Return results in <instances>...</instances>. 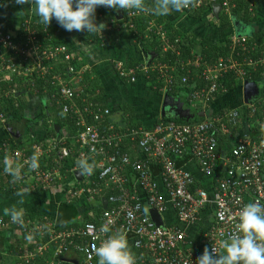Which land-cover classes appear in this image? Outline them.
<instances>
[{"label":"built area","instance_id":"obj_1","mask_svg":"<svg viewBox=\"0 0 264 264\" xmlns=\"http://www.w3.org/2000/svg\"><path fill=\"white\" fill-rule=\"evenodd\" d=\"M202 1L192 0L186 9H197ZM208 1L211 4L216 3V0ZM220 5L222 12L229 16L234 5L228 0L221 1ZM135 13L130 11L128 16L135 17L138 15ZM24 23L26 37L22 43H15L10 34L0 32V84L3 80L9 86L8 89H0V124L3 125L7 119L5 103L13 99L14 106L19 104L16 97L19 94L20 81L34 75L43 78L45 74H49L50 83L58 86V93L51 94L52 99L61 106L63 114H70L75 118L78 129L71 141L77 145L75 153L68 147L65 134L61 138L48 137L44 141L34 143L31 145L30 154L18 148L9 150L7 143H0L2 152L18 163H23L34 153L39 156L40 167L36 171L29 172L25 166L23 179L18 183L19 189L32 192L41 188L65 195H83L88 201L92 200L91 194L97 193L94 186L109 187L115 193L106 199L107 204L99 216V225L85 223L83 226L56 230L46 217H43V221L24 217L22 226L11 223L9 216L0 217V231L13 227L11 233L23 242V246H20L16 253L15 264H35V261L43 259L47 252L52 256L48 264H54L68 252L81 256L78 264H97L98 258L92 249L106 238V234L101 233L99 229L108 220L112 221L110 227L113 231L122 230L126 233L130 247L139 249L138 255L143 264H196V258L200 254L187 247L185 230L174 225H156L148 210L153 209L162 216L170 207L178 222L192 224L209 203L213 205V217L205 238L209 249L215 247L217 252L221 253L223 250L219 247L220 241L235 230L240 208L251 202L264 206L263 139L248 134L238 136L223 159L222 167L219 168L221 177L216 179V184H212L210 191L195 187L190 171L175 165L174 161L182 153L190 154L192 159L195 157L196 160L193 161H196L202 175L213 176L218 158L215 129L220 126L216 121L223 123L227 120L235 123L238 109H224L215 118H211L209 114L205 115V119L197 123H177L171 119H161L152 128H131L121 133V129L109 124L107 131H100L97 122L88 123L84 115L89 114L93 106L97 109L94 119L100 120L109 115V110L90 102L78 105L76 98L81 96L82 91L80 88L71 87L81 77L85 66L77 69L75 63L69 64L67 72L71 75L70 79H61L57 72L50 74L54 68L45 62L71 61L74 58L73 49L69 51L64 45L43 44L35 36V31L29 28L28 20ZM152 28L153 21L148 23L147 29L151 31ZM156 33L159 34L163 44L162 50L165 51L170 47L165 34L162 31ZM230 39L232 47L245 41V37L239 35H231ZM3 51L9 52V60ZM201 60L197 54L194 59L187 60L186 65L197 66ZM263 61L264 58L256 61L243 60L241 63L231 57L226 61L220 58L213 69L203 71L204 79L210 81L208 87L195 90L186 75L181 76L177 84L190 87L189 99L201 102L205 107L219 88L215 82L217 77L233 70L244 80L246 72L241 66L254 69ZM137 68L146 72L148 66L142 64L140 67L125 70L118 68V74L133 81L137 76ZM173 69L168 66L152 68L162 78L163 91L174 87ZM31 87V91L38 92L33 84ZM59 97L62 100H59ZM255 105L246 104V107L251 108L252 112L259 109L258 126L264 128L261 127L264 125V89ZM136 138V156L135 153L131 156L120 151L119 145L122 142L126 139L135 141ZM70 155L76 161L86 159L90 165L93 161L97 170L96 180L86 174H82L80 181L76 180L74 172L80 171L76 165L69 170L63 168L66 158ZM43 159L45 160L41 162ZM157 165H160V168L156 170ZM129 175L131 188L127 186ZM28 235L32 237L30 240L27 239ZM1 260L0 253V264Z\"/></svg>","mask_w":264,"mask_h":264},{"label":"trees","instance_id":"obj_2","mask_svg":"<svg viewBox=\"0 0 264 264\" xmlns=\"http://www.w3.org/2000/svg\"><path fill=\"white\" fill-rule=\"evenodd\" d=\"M192 1V0H190ZM221 1L216 0V3L211 4L208 0H203L201 5L196 9H184L183 11L188 13L190 17L193 18H207L212 11V6H219L220 11L216 17L212 16L209 22H214L219 29L230 27L233 23H242L249 26L248 33L246 35H240L245 37L243 43H237L232 47L230 36L227 35L223 40L218 42L207 41L204 39H198L194 34L187 32H180L177 30L174 25L166 20L164 17H157L153 15H147L138 13L135 17L128 16L130 11L122 9V15L120 17L114 11L108 10L107 8L98 7L95 12L94 22L96 24H101V32H98L96 35L88 34L87 32H78L81 36L83 43H95L96 45H101L105 47H110L120 35H125L128 42L135 46V49L141 54L149 56L150 53H153V59L147 64L148 68L146 72L140 71V68H137V79L144 80L149 84V87L158 95L167 93L171 96H177L182 98L192 109L193 112L202 113L201 116H195L193 121H186V119H177L174 120L177 123H197L205 119V115H210L211 118L218 117L221 111L229 108H237L238 116L236 122H228L227 120L223 123L218 122V128L215 129V137L217 139V154L221 151H227L231 149L233 142L238 136L243 134L252 135L254 137H261L264 143V128L258 126V121L260 120L259 109L256 112H252L251 108L246 107V104H254L258 101L263 89H264V61L253 67L245 68L242 67V70L246 72L244 80H241L233 70H228L226 73L217 77L215 82L219 85L218 90L214 93V96L205 104V107L200 102L192 101L189 99L190 87L180 86L177 83L181 76L186 75L188 82L193 85L195 90H201L208 87L209 80L204 79L203 71L206 69H213L216 62L222 58L227 60L229 57L236 59L238 62L243 60L245 61H256L258 59L264 58V34L259 30L254 29L253 24L258 20L259 13L261 8L264 7V0H228L230 4L234 6L231 8L230 15H226L221 10ZM137 14V12L135 13ZM28 20L29 28L35 31V36L43 44H52V45H64L68 47L69 51H72L73 41L70 38L63 36L61 33L56 31L54 28L45 27L40 24H37L35 21L30 19V16H25L21 19L20 23H16L14 12L11 8V5L6 0H0V32L8 33L12 36V40L15 43H22L25 41V23L24 21ZM153 21L156 26L162 28V32L165 34V39L172 45L165 51H163V44L159 34L155 32V29L152 28L151 31L147 29L148 23ZM132 25V26H131ZM7 60H9V52L3 51ZM201 57V62L197 66L186 65L187 60L194 59L195 55ZM79 53L74 51V58L71 61H48L45 62L47 65H50L54 68L51 73L57 72L60 75L61 79H70L71 75L67 72V66L69 64L75 63L77 69H82L85 66L83 60L80 59ZM145 60L138 57L131 60L129 65H135V67H140V65L145 63ZM182 65V66H181ZM153 66H168L174 68V83L172 88L165 89L163 91L164 84L161 82L162 78L156 70H152ZM181 66V67H180ZM207 66V67H206ZM125 80L126 77H121ZM127 79V78H126ZM51 76L45 74L43 78H39L34 75L33 77L26 78L21 80L19 83V94H17L16 100L18 101V106H14L13 99L7 101L6 105V115L7 119L3 125L0 124V132L2 133L1 142H5L8 145V149L18 148L23 150L24 153L30 154L31 145L38 142L36 137L31 136L32 124L37 122V118L29 114V111L26 110V106L30 105L33 108L42 111L44 114L41 117L42 125L44 127V137H58L63 136L62 130H65V136L68 147L71 148V151L77 150V145L72 144V137L76 135L78 126L76 125L75 118L68 114H63L61 112V106L52 99L51 94L58 93V86L52 85L50 83ZM127 81V80H125ZM247 81L250 82L256 87L257 92L253 94L247 102H244L243 97V83ZM31 84L38 90L37 93H34L30 90ZM177 84V85H175ZM190 84V85H191ZM8 84L5 81H1L0 89H8ZM71 87H76L81 89V96L76 98L78 105L85 103H92L99 107H106L103 100V89L98 81L97 77L93 72L88 69H83L81 77L77 82H74ZM236 89L240 90L238 95V103L235 105L228 100L229 93L235 91ZM242 90V91H241ZM242 94V95H241ZM58 98V96H57ZM59 100H62L59 97ZM256 106V105H255ZM204 107V108H203ZM91 112L85 114L84 117L88 123H96L100 128V131H107L108 125L112 124L116 129H121V133L128 131L131 128L138 129L141 126V123L135 119V113L129 105H125L122 108V119L115 120L111 116L117 112L109 109V115L104 116L100 120L94 119V114L97 113L95 107H91ZM218 111V112H217ZM41 113V114H42ZM126 115V116H125ZM161 119L162 118L160 116ZM154 120L150 126H144V128H152L156 122L159 120ZM60 128L59 132H56L57 128ZM0 133V135H1ZM35 136H37L35 134ZM230 136V137H229ZM137 139L135 141H129L126 139L119 145L120 151L129 153L131 156L135 153L137 155ZM226 142L224 145L219 144L221 142ZM71 144V145H70ZM228 144L230 145L227 146ZM1 148V147H0ZM227 148V149H226ZM115 147L112 148L114 150ZM224 149V150H222ZM190 159V160H189ZM191 158L190 154L179 155L178 158L174 161L175 165L183 167L190 171L195 187L205 188L207 191H210L212 184H216V179L221 177V174L218 171L214 172V175L208 177L211 180L210 186L204 185L199 179H197L190 169L187 168V161L196 163L195 157ZM43 159L41 162H43ZM77 166V161L72 159V155L66 158L63 168L69 170L72 166ZM93 167V172L91 174L92 180H96L97 170L94 168V162H91ZM197 165V163H196ZM160 168V165H157L156 170ZM198 168V165H197ZM64 170V172H66ZM67 173V172H66ZM70 174V173H69ZM3 176V175H2ZM204 176V175H203ZM91 180V181H92ZM129 186L131 188V175H129ZM98 182V181H96ZM18 183H12L10 176L6 174L0 179V191H9L15 193L19 190ZM92 185V184H90ZM78 188V187H76ZM75 188V189H76ZM138 188V187H137ZM136 188V189H137ZM96 194H91L92 200L88 201L87 197L83 195L71 196L70 194H64V198L60 200L58 206V212L56 215H47L42 214L36 215L33 213H26L25 216L30 219L37 218L38 220L43 221V217H46L49 221L53 223V228L56 230L71 228L77 226H83L85 223H93L99 225V216L103 212L102 204H100L101 198L105 200L108 199L110 194L115 193L111 188H103L101 186H94ZM47 190L38 188L35 190V193L44 194ZM13 228V227H12ZM7 228L0 231V236L6 238L8 236L7 232H10L12 229ZM7 239V238H6ZM8 242V240H7ZM11 245V243H5L4 247H10L11 252L17 251L18 244ZM12 246V247H11ZM208 246V245H207ZM2 248V249H1ZM0 253L4 251L5 248L1 247ZM132 253L135 257V264H143L141 262V257L138 255L140 252L138 248L131 247ZM8 251V250H7ZM16 253V252H15ZM52 256L50 253H46L43 259H38L35 261V264H48ZM66 256H62L54 264H66ZM81 261V256L77 254L76 262L77 264ZM16 259H14L13 264H15ZM2 264H5L4 257L2 255Z\"/></svg>","mask_w":264,"mask_h":264},{"label":"crops","instance_id":"obj_3","mask_svg":"<svg viewBox=\"0 0 264 264\" xmlns=\"http://www.w3.org/2000/svg\"><path fill=\"white\" fill-rule=\"evenodd\" d=\"M6 1H8L11 5L17 25L25 16H30L31 20L35 21L37 24H40L38 17H36L35 15L34 6L32 7L29 4L20 6L16 5L14 3V0ZM108 10L114 11L118 17L123 14L122 9ZM212 16L216 17L211 11V13L207 15V18L211 20ZM164 18L170 21L180 32L191 33L194 34L198 39H204L213 42L223 40L227 35H246L248 33V30L250 29L248 25H244L242 23H233L230 27L219 29L214 22L211 23L207 21L208 19H205L203 17H190V15L184 11L172 13L171 15L164 16ZM241 26H246V30H243L244 27H242L243 29L241 30ZM47 27L54 28L63 36L70 38L73 41V51L81 54L80 60L84 61L85 68L93 72L98 81H100L103 89V100L106 108L113 111L117 110L115 114L111 115L114 116L113 118L115 120L122 119V116H124V113H122V108L125 105H129L133 109V112L135 113V119L141 123L142 127L150 126L154 122V120L161 119L160 109L164 93L158 95L149 87L147 81L145 82L144 80L137 79L136 76L133 81L129 80L128 78H125V80H127L125 81L118 76V68L125 70L135 67V65L131 66L129 65V63L131 60H136V58L138 57L144 59V63L146 64L145 66H147V64L154 58L153 53H150L149 56H143L141 52H138L135 49V46L128 42L126 36L122 34L120 35V38H118L110 47L96 45L95 43H87V45H89L90 47L88 50H85L78 46V44H85L83 43L82 38L78 34V32L65 31L56 23L55 20H52ZM253 27L254 29L259 30L262 34H264V7L261 8L258 20L255 22V24H253ZM154 29L155 32L162 31V28L160 26H156L155 24ZM169 46L172 47V45ZM239 93L240 90L236 89V92L233 91L228 94V100L231 102V104L233 103L235 107H237L236 104L238 103ZM26 110L29 111L30 115H33L32 113H34L33 117L35 116L37 118V122L32 124L30 133L31 136L36 137L37 141H44L47 138L44 137V127L42 125V121L40 120L44 114L42 113V111H39L30 105L26 106ZM56 128V132H59L60 128H58V126H56ZM64 131L65 130H62L63 134L66 133ZM35 134L37 136H35ZM1 137L2 133L0 135V140L2 139ZM226 142L230 143V141L224 140V142H221L219 144L224 145ZM230 145L231 144H228L227 146H229L230 148ZM227 154V151H221L218 153L215 171L220 170L219 168L222 167L223 159ZM5 156L6 154L2 152L0 148V160H2ZM185 164H187V168L191 170V172L197 179H199L204 185L210 186L211 180L201 174V172L197 168L196 163L187 161ZM2 175L6 176V174L3 172L2 165H0V179L3 177ZM63 198L64 194L58 191H47L44 194L35 193V190L32 192L25 191L23 196V203L21 204L18 203L20 198L15 196V193L9 191H0V217H7L8 215L5 214V209L10 207H22L26 213H33L40 216L42 214L55 216L58 212L60 200ZM149 210L148 214L150 216ZM160 217L162 220V225L179 226L185 230L188 241L187 247L189 249L201 255L204 248H208L205 233L212 222L213 205L211 203L207 204L200 211L197 221L192 224L178 222L175 217L174 211L170 207H168ZM7 233V239L0 236V248H5L2 252L5 264H13L16 253L19 247L23 246V242L18 244L17 251H15L16 253L11 252L10 247H4V241L5 243H11V245L13 244L16 246L17 243L21 241V239L15 238L11 233V230ZM30 248H32V246H30ZM220 254H222V252ZM65 256L67 258L66 264H77V256L75 253L68 252Z\"/></svg>","mask_w":264,"mask_h":264},{"label":"clouds","instance_id":"obj_4","mask_svg":"<svg viewBox=\"0 0 264 264\" xmlns=\"http://www.w3.org/2000/svg\"><path fill=\"white\" fill-rule=\"evenodd\" d=\"M14 3L34 6L39 23L45 27L55 20L67 32L83 31L96 35L102 30L101 24L94 22L98 7L164 17L182 12L189 7L190 0H14ZM78 46L85 50L90 47L87 44ZM0 165L3 172L11 177L12 183L23 179L25 166L29 172L40 167L39 156L35 153L23 163L5 156L0 160ZM77 166L81 174L91 175L93 172L86 159L77 161ZM25 191L19 189L15 192V196L20 198L18 203H23ZM5 214L9 216L11 223L21 226L24 224L25 211L22 207L7 208ZM111 224L112 221L108 220L101 225L99 231L106 234V238L99 246H93L92 251L98 258L97 264H135L126 233L122 230L113 231ZM221 236L223 237V233ZM31 238V235L27 236V239ZM136 246H139V241ZM219 247L223 250L222 254L215 247H205L196 258V264H264V206L257 202L242 206L235 230L226 239H221Z\"/></svg>","mask_w":264,"mask_h":264},{"label":"water","instance_id":"obj_5","mask_svg":"<svg viewBox=\"0 0 264 264\" xmlns=\"http://www.w3.org/2000/svg\"><path fill=\"white\" fill-rule=\"evenodd\" d=\"M220 11L219 6H212V13L217 16ZM243 97L244 102H247L250 97L257 92L256 87L250 82L245 81L243 83ZM202 113L198 112L195 114L193 109L180 97L171 96L167 93L164 94L160 116L165 119L177 120V119H186V121H193L195 116H201ZM74 178L78 181L82 179V174L80 171L74 172ZM103 208H105L107 201L102 198L101 200ZM151 219L156 225H162V220L160 215L153 209L149 210Z\"/></svg>","mask_w":264,"mask_h":264},{"label":"rangeland","instance_id":"obj_6","mask_svg":"<svg viewBox=\"0 0 264 264\" xmlns=\"http://www.w3.org/2000/svg\"><path fill=\"white\" fill-rule=\"evenodd\" d=\"M242 27H244V29L242 28ZM241 30L243 29V30H246V26H241V28H240ZM249 29V28H248ZM235 92H236V90H235Z\"/></svg>","mask_w":264,"mask_h":264}]
</instances>
